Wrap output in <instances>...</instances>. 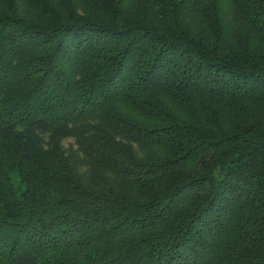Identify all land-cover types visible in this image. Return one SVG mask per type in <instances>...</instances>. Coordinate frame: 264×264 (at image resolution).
Instances as JSON below:
<instances>
[{
	"label": "trees",
	"instance_id": "obj_1",
	"mask_svg": "<svg viewBox=\"0 0 264 264\" xmlns=\"http://www.w3.org/2000/svg\"><path fill=\"white\" fill-rule=\"evenodd\" d=\"M0 264H264V0H0Z\"/></svg>",
	"mask_w": 264,
	"mask_h": 264
},
{
	"label": "rangeland",
	"instance_id": "obj_2",
	"mask_svg": "<svg viewBox=\"0 0 264 264\" xmlns=\"http://www.w3.org/2000/svg\"><path fill=\"white\" fill-rule=\"evenodd\" d=\"M63 144L65 146H69V144H73V141L72 140H63ZM12 180H13V182H14V184L18 190L22 188V186L20 185V182H19V178H17V176H16V173L12 174Z\"/></svg>",
	"mask_w": 264,
	"mask_h": 264
}]
</instances>
